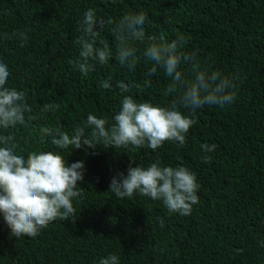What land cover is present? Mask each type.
Listing matches in <instances>:
<instances>
[{"label": "trees", "instance_id": "1", "mask_svg": "<svg viewBox=\"0 0 264 264\" xmlns=\"http://www.w3.org/2000/svg\"><path fill=\"white\" fill-rule=\"evenodd\" d=\"M88 9L114 23L100 31L95 45L107 43L112 57L85 76L69 61L79 57L76 40ZM141 12L145 43L131 42L140 59L129 70L115 59L112 28ZM181 34L187 40L182 50L195 53L202 69L238 76L234 102L197 110L183 146L58 149L41 132L50 127L71 136L89 114L111 125L126 95L168 108L179 94L165 96L170 79L159 67L147 75L153 62L143 52L148 36L171 42ZM0 62L10 72L6 87L23 91L32 109L24 125L0 128V135L13 136L25 158L52 151L69 166L84 163L77 183L84 192L72 201L75 213L68 220L16 239L0 213V264H99L110 254L119 264H264V0H0ZM179 70L193 79L191 63L182 62ZM109 77L111 90L101 87ZM117 81L141 87L121 93ZM46 104L52 106L47 111ZM203 144L217 147L205 152ZM157 161L196 174L199 200L190 215L170 213L161 201L138 193L120 199L110 191L117 173L126 176L129 167Z\"/></svg>", "mask_w": 264, "mask_h": 264}, {"label": "clouds", "instance_id": "2", "mask_svg": "<svg viewBox=\"0 0 264 264\" xmlns=\"http://www.w3.org/2000/svg\"><path fill=\"white\" fill-rule=\"evenodd\" d=\"M98 18L94 9L84 12L80 21V35L76 43L80 45L79 57L69 61L78 68L82 75L95 71V65L103 66L112 57L107 43L96 47L97 37L107 24ZM146 15L128 14L123 16L112 33L116 41L115 59L121 67L134 69L139 57L131 42L145 43ZM99 26V31L95 30ZM187 40L179 35L171 42L164 36H148L144 57L153 62L147 75H154L157 67L163 69L170 79L165 96L179 94L168 108L154 106L151 102H137L131 95L121 100L120 109L114 115L111 125L105 118L89 114L82 126H77L70 136L66 132L56 131L50 127L41 128V132L52 137L51 143L58 149L69 146L80 149L86 146L95 149L127 148L129 145L140 148L145 145L155 151L165 142H178L183 146L190 128L197 123L192 118L197 110L205 106L223 108L234 102L236 98L235 79L219 71L201 68L195 62V53L188 54L182 49ZM93 61L95 63H93ZM191 63L193 79H185L181 72V63ZM10 72L8 66L0 62V128L7 129L25 124V113L32 111L27 103L26 94L16 88L6 87ZM143 86L149 87L145 80ZM101 87L111 90V78L101 81ZM116 88L121 93H128L133 87L141 85L125 84L117 81ZM188 109L191 116H186L178 109ZM51 105H44L47 111ZM56 107H59L58 105ZM31 119V118H30ZM86 130L90 133L86 134ZM15 138L11 135H0V213L10 229V235L16 239L34 238L40 230L46 228L56 219L68 220L74 215L72 201L81 197L84 190L77 186L84 178V163L75 162L70 166L61 154L52 151L30 152L27 158L19 154ZM215 144L201 145L205 152H212ZM210 157L204 156L207 163ZM110 191L117 198H133L134 194L161 201L170 213L181 216L190 215L192 206L198 203L199 185L196 174L184 166H161L159 161L147 167H129L127 175L117 173L110 182ZM163 227V220H161ZM99 264H119V257L110 254L99 261Z\"/></svg>", "mask_w": 264, "mask_h": 264}]
</instances>
